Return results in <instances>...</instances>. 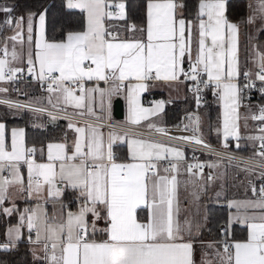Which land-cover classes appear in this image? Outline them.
I'll list each match as a JSON object with an SVG mask.
<instances>
[{
	"label": "snow or ice",
	"instance_id": "6c2138e0",
	"mask_svg": "<svg viewBox=\"0 0 264 264\" xmlns=\"http://www.w3.org/2000/svg\"><path fill=\"white\" fill-rule=\"evenodd\" d=\"M67 7L86 13V29L49 40L45 15L41 13L39 38L34 40L37 14L17 17L14 7L0 3V13L6 17L0 21V82H12L27 74L45 87L53 108L66 111L72 107L78 117L96 116L97 97L101 109L105 98L110 108L111 97L124 89L129 124L139 126L148 121V129L169 141L199 146L222 157L200 133L198 115L191 114L189 124L184 125V130L192 131L193 135L171 136L152 119L164 111L165 101L145 107L140 99L149 90L151 81L183 83L184 77L193 82L197 104L201 85L214 86L223 105L221 125L216 128L223 137L222 147H229V138L236 141L237 149L241 139L252 141L257 151L243 161V170L251 174L258 168L257 178L264 180V105L259 107L258 114L242 117L240 113L246 90L256 88L257 80L258 91L264 94V52L253 46L255 72L242 71L240 61V26L255 23V15L234 22L226 14L227 0H198L194 17L188 19L183 0H147L145 23L137 25L128 21L123 2L116 4V12L110 10L108 0H67ZM257 12L264 22V0H258ZM111 19L125 21L122 27L132 35L122 37L115 25L112 30L106 28L105 21ZM6 29L13 34L2 36ZM241 76L247 82L241 81ZM90 81H95V86L86 87ZM101 81L109 87L101 88ZM7 92L8 88L0 87V93ZM0 104L39 113L46 111L32 103L13 104L0 99ZM47 114L52 120L58 118L53 112ZM64 118L69 120L68 128L76 134L75 139L71 145L48 143L46 148L26 146L23 128L11 129L9 142L6 126L0 123V212L10 216L18 210L14 203L11 208L4 207L10 199V187L28 198L44 203L51 199L59 204L58 216H49L40 203L35 208H25L19 217L20 224L7 229L8 242L0 245V249L10 250L9 245L21 238V228L26 223L30 232L35 230V240L31 237L29 240L40 245L44 253L36 258L48 264H264V184L260 185L255 200L230 201L229 207L237 212L221 227L220 239L206 242L199 238L203 228L200 222L188 217L181 220L178 176L183 167L189 176L203 181L199 191H206L213 177L209 174L205 178L204 168L216 164L189 163L181 147L145 137L143 133L130 130L118 133L113 129L106 138L100 124L85 121L84 126H78L79 122L72 117ZM241 119L245 127L249 119L262 122L259 134L242 136ZM117 142L127 145L126 160L113 151ZM45 150L47 162H37L36 154L44 155ZM254 157L259 160L253 164ZM22 166H26V176ZM192 183L196 188L195 180ZM248 184L257 193L253 181ZM66 191L75 196V211L64 203ZM199 191L193 192L197 200ZM240 209L261 211L249 215ZM138 211L147 212V216L138 218ZM237 222L247 226L243 239L232 237L231 228ZM98 235L102 238L97 239ZM33 255L36 256L35 250Z\"/></svg>",
	"mask_w": 264,
	"mask_h": 264
},
{
	"label": "crops",
	"instance_id": "0c3cea01",
	"mask_svg": "<svg viewBox=\"0 0 264 264\" xmlns=\"http://www.w3.org/2000/svg\"><path fill=\"white\" fill-rule=\"evenodd\" d=\"M126 1L127 0H108V2L111 4L110 10L113 12L115 10L118 11V9L116 8V4L123 2L125 4V11H126V6H127ZM247 1H248V16L255 15L256 21L253 24L241 23V26H240V61H241L242 71L250 69L253 72H255L257 70V68H256V65L254 62L255 61V52L253 50V46L254 45L259 46V51L264 52V40L260 38L263 34V31H264V22H262L260 20L259 13L257 12L258 0H247ZM146 2H147V0H146ZM249 5H251V7H249ZM71 10H78L80 12H83L80 9H71ZM83 13L85 16V23H86V13L85 12H83ZM43 14L45 15V28H46V14H45V12H43ZM234 22H237V21H234ZM125 23L126 22L122 21V20L111 19V20L105 21V26H106V28H109V30H112V26L115 25L117 27V29H119L120 35L122 37L123 36H131L132 34L130 32L125 31L124 28L122 27L123 25H125ZM33 26H34L33 37H34V40H36L39 38L38 16L34 20ZM85 29H86V24H85L84 30ZM84 30H82V31H84ZM12 34H13V32L11 29H6L3 32L2 36H10ZM192 47H193V55H195V49H196L195 33H193V46ZM17 51H20L19 45H17ZM33 51H35L34 48H33ZM24 54H25V56L27 55V45L24 46ZM14 66H25V65H19V64L14 63ZM184 67L186 70L189 67V62H188L187 58L185 60ZM242 77L243 76H241V78ZM181 80L183 81V77H181ZM95 84H96L95 81H90V82H87L86 87H93V86H95ZM99 86L101 88H108L109 87V85L105 84L103 81L99 82ZM0 87L8 88L7 93H0V96H4L5 98L14 99V97H10L12 94H14L16 96V99H20V101H22L24 103H27V104L32 103L35 106L53 108L48 103L49 93H47V91L45 90V87H43L41 85V83L36 81V80H34L32 82L20 84L18 86L17 90H13V88L11 87V85L8 82H0ZM257 90L258 89H254L253 91H251L245 95V98L242 101V107L240 108V113H241L242 117L244 115H250L251 113H256L258 110V107L260 105L264 104V94H261V96L263 97L261 100L260 99L255 100L256 103H253L252 101L250 102V100L255 95V91H257ZM117 97L123 98V101H124V119L123 120H117L113 116V104H114V101ZM249 97H251V98H249ZM140 99H141V103L145 107H151L154 105L155 102H158L161 100L165 101L164 111L158 117L152 118L153 121L158 126L165 127V126H171L172 125L169 123L168 118L172 114L171 111L174 108V103H179V102H184V103H189V104H190V102L192 103V93H191L190 85L185 81H183V83H181V82L151 81L149 90L142 93ZM53 102H55L54 99H53ZM216 102L219 106V119H218L216 125L213 126L212 124H210L208 122V120H206V118H203L201 116V113H200V126L199 127H200V132L202 133L204 129H202L201 127L205 123L207 125V128L211 130L212 136L214 137L215 141L211 140L210 137L206 133H204L205 131L202 133V134H204L203 136L206 139H208L209 141L211 140L212 143L222 146L223 137H222V135H218L216 132V128L221 125V116H222V112H223L222 101L219 99L218 95L216 97ZM94 108H95L96 116H88V115H86V116L91 117V118H95V119H97V117H100V119H103L106 117L109 120H116V121L122 122L126 125L133 126V125L128 123L129 105H128L127 99L125 98V90L124 89H122L120 91V93L114 94L111 97L110 108L108 106V99L105 98V106L103 109H101L100 104H99V97H97V103L95 104ZM56 109H58V108H56ZM249 109H251V112H249ZM66 111L72 112V113L76 112V110L72 107H67ZM49 119H51V118L44 114L42 117L38 116L35 119L33 118L30 120L29 119L25 120V125H23V124L19 125L18 124V125H14V126L9 127L6 123V121L3 120L2 117H0V123H4L6 126V135L9 137V142H10V130L13 128H23L24 132H25V137H24L25 144H26V146H29V144L27 143V126H26V124H27L28 126L30 125L34 128L45 129V130L52 127L53 130L57 131L56 132L57 138L55 140L48 141L44 145H34L38 148H40V147L46 148V145L48 143L66 142L69 145H71L73 140L75 139L76 134L73 132V130L68 128L69 120H67V119H56V120H58L57 124H50L48 122ZM78 122H79L78 126H84L85 121H78ZM147 123H148V121H143L141 123V125L136 126V127L147 128L146 127ZM240 123H241L242 136L258 135L259 134V131H258L259 126H258L257 121L249 119L247 121V127L244 126L245 122L243 119H241ZM101 130L103 131V133L105 134V137L107 138V134L109 133V131H111L113 129L105 130L103 127H101ZM115 131H117L118 133H122V131H120V130H115ZM213 132H214V134H213ZM228 143H229L230 149L244 153V154H247V155L252 156V157H253L254 152L257 151V149L253 147V142L250 140L241 139L239 142L241 145L239 149H237L235 147L236 141L233 138H229ZM171 145H174V144H171ZM31 146H33V145H30L29 147H31ZM174 146H176V145H174ZM117 148H120V149H117ZM181 149L184 151L185 157L189 163H196L194 161H191V159H190L191 156L189 155V152L187 150H185L182 147H181ZM113 151L122 160L127 159L128 148H127L126 144L117 142L113 146ZM255 158L259 159V157H255ZM36 159H37V162L46 163L47 162L46 150H45L44 155L37 153ZM199 162L205 163L206 165L209 163L217 165L216 167H213V168H209V167L205 166V168H204V177L205 178H207L209 176V174H211V176L213 178L217 177V175L220 174L223 169L230 171V173H228V174H230V176L225 178L227 181V184H226L227 188L226 189L231 190V187L233 186L236 188L235 189L236 192L228 191V192H226L225 196H222V198H220L218 200L217 204H210L209 203V205L207 206L208 210H209V207H211V206L212 207H215V206L225 207L226 208V214H227V220H228V217L230 215L235 214L237 212V209L229 207L230 201H232V200L244 201V200H249V199L255 200L257 198V195H254L253 192L251 191V188L248 184L249 180H252L253 183L256 185V187H260L261 184H264V180H260L257 178V174H258L257 172L251 173V174H253L252 179H249L247 172H245L243 170L244 168L234 167V166H231L229 164L222 163L221 161H219V159H217L214 156H211L208 154H202L200 159H199ZM165 166H167L166 162H165ZM21 171L24 172V174L26 176V174H27L26 166H22ZM231 171H233V172H231ZM235 171H237L239 173H236ZM234 172L236 173L235 176H234ZM4 174L5 175L8 174L7 169L5 170ZM232 175H233V177H232ZM183 176H187L189 178H192L191 176H189V174L184 172L183 167H182L181 172L178 176V180L180 181L178 194H179L181 212H182V208L189 209L188 207L192 202L190 195L187 191L196 190L198 188V186L201 183H203V181H201L198 177H194V180H195L196 185H197V187L194 188L192 182H187V185L185 184L186 182L185 183L181 182V178ZM233 178H234V181H233ZM244 185H246V187H244ZM182 191H184L185 194H183ZM8 192H9L10 199L5 201L4 207L11 208L13 203H14L18 210L14 211L10 216L0 212V245L8 242L7 229L20 224L19 217L21 214H23V210L25 208H35L36 204L40 203L43 208L47 209L49 216H53V215L58 216L59 215V204L54 203L51 199H49L47 203H44L43 200L28 198V197H26L25 194L17 192L14 187H10L8 189ZM63 200L69 209H71L73 211L76 210L75 196L71 191L65 192ZM199 200H201V201L205 200V196L199 198ZM239 211L241 213L246 212L247 214L252 215L254 213L259 214V212L261 210H259V209H240ZM142 216H143V218H145L147 216V212L143 211ZM138 218H140L139 217V211H138ZM143 218H141V219H143ZM188 218L191 219V217H188ZM181 220H183V219L181 218ZM207 220H208V226L207 227H209L210 222H209V219H207ZM205 230H207L206 226H203L202 231L204 233H202L199 238L202 239L203 241H206V242L212 241V240H205L207 238L203 237V235L205 234ZM231 234H232L233 238H234V236H236V237H238V239H240L242 235L246 236L247 226L245 224H241L239 222L234 223L232 228H231ZM29 237H31V240H35V230H32L30 232L29 229L27 228L26 223H25L23 225V227L21 228V238L14 245H9V247L15 246L17 244L19 245L21 243H29L30 242L32 244V250L36 251V256L42 257L44 255V253L41 251L40 245L33 244L29 240ZM100 238H102V237L98 235L97 239H100ZM196 247H197V249H199L200 245L197 244ZM3 251H6V250L0 249V253H2ZM197 255H199V251H197L196 257H197ZM47 264H48V262H47Z\"/></svg>",
	"mask_w": 264,
	"mask_h": 264
},
{
	"label": "trees",
	"instance_id": "16d2710c",
	"mask_svg": "<svg viewBox=\"0 0 264 264\" xmlns=\"http://www.w3.org/2000/svg\"><path fill=\"white\" fill-rule=\"evenodd\" d=\"M187 5L185 16L188 19H192L195 15V9L198 4V0H183ZM0 3L14 7V15L27 17L29 13H36L37 16L43 12L46 14V35L49 40L61 39L67 32L82 31L85 28V16L83 12L78 10H71L67 7V0H0ZM126 14L128 21L136 23L137 25H143L145 23V6L146 0H127L126 1ZM227 15L232 21H241L248 16V1L247 0H227ZM5 15L0 13V21L5 19ZM264 40V31L260 37ZM216 97H207L204 107L201 110V116L206 118L210 124L216 125L219 119V106L216 102ZM261 93L255 91L254 97L250 100L256 103L255 100L262 99ZM194 99L192 96V103H174V108L171 111V116L168 118L169 123L177 125L184 113L193 109ZM0 117L6 121L7 125H25V119L18 112L12 111L6 107L0 106ZM202 123V122H201ZM27 126V143L30 145H44L48 141L55 140L57 138V131L52 127L49 129H37L32 126ZM204 133H206L211 140H214L211 130L207 128L204 123L201 127ZM202 132V133H203ZM214 134V132H213ZM204 135V134H203ZM210 140V142H212ZM125 147V146H124ZM120 149V148H117ZM191 154V151L185 149ZM209 229L205 230L203 237L205 240H218L221 238V227L227 221V214L225 207H209ZM143 211H139V217L142 216ZM216 219V220H215ZM215 220V230H211V221ZM211 230V232H209ZM242 235L240 239L245 238ZM234 239L238 237L234 236ZM37 256L33 255L32 244L21 243L15 246H11L10 250L0 253V264H47V261L37 259Z\"/></svg>",
	"mask_w": 264,
	"mask_h": 264
},
{
	"label": "built area",
	"instance_id": "2783aa9c",
	"mask_svg": "<svg viewBox=\"0 0 264 264\" xmlns=\"http://www.w3.org/2000/svg\"><path fill=\"white\" fill-rule=\"evenodd\" d=\"M114 12H116V10ZM32 81H34V79L32 77L27 76V74H24V75L19 76V78L17 80L12 81V82H8V83L11 85L13 90H17V88L20 84L32 82ZM183 81L187 82L190 85L191 93H192V96L194 99V105H193V109L191 111L183 114L181 121L177 124V125H179V127H177V125L165 126V128L169 131V135H171V136H179V135L191 136V135H193L194 133L192 131H190V130L185 131L184 130V125L189 124L188 117L191 114H195V115H198L200 117V112L205 105L206 98L209 96H211V97L217 96V94L215 93L214 86H209V87L205 88L201 85L200 93H199L200 101H199V104H197L196 97L194 96V93L192 90L193 82L186 80L184 77H183ZM241 81L247 82V81H244V77L241 78ZM256 85H257V87L254 89H258L260 87V82L258 80L256 81ZM254 89L246 90L245 95L247 93L253 91ZM249 98H251V97H249ZM0 99L11 101L13 104H15L17 102L24 103L22 101L3 98V97H0ZM35 107H40V106H35ZM259 107H258V109H259ZM42 108L46 109V111L43 112V114H46L48 116L47 112H49V111L53 112L54 114L57 115V117H58L57 119H65L64 117L68 116V117H72V119L74 121H87V122H91V123H95V124H100V125H102V127L105 130H108V129H115V130H120V131L130 130V131L137 132V133H143L145 137L150 136L152 139L163 140L164 142L174 144L176 146L190 150L191 151V154H190L191 158L190 159H191V161H194V162H199V159H200L202 154H208V155L216 157L222 163H226V164H229V165L234 166V167L244 168L245 164L243 161H246L249 157H252V156H249L247 154L232 150L229 147L227 149H225L220 145H216V144L210 142L204 136H203V138L205 139V141L207 143L211 144L213 146V148H215L216 152L221 153L222 157H217L215 155V153H209L208 151L204 150L203 148H201L199 146H194L192 144H185L183 142L169 141L167 137H163L160 134L155 133L154 131H152L148 128L126 125V124L119 122V121H116V120H109L106 117L103 119L97 120L95 118H91L88 116L78 117V116H75V113L68 112V111H60L59 109H56V108H51V107H42ZM256 113L258 114V110ZM257 123H258V126H260V124L262 122L257 121ZM109 125H111L112 128H110ZM229 156H233V157H235V159L230 160ZM193 157H195L196 159L194 160ZM258 160H259L258 158L254 157V159L251 163L254 164ZM258 171H259V169L257 168L256 172L258 173ZM254 195H257V196L259 195V187H257V193H255Z\"/></svg>",
	"mask_w": 264,
	"mask_h": 264
},
{
	"label": "rangeland",
	"instance_id": "374dc122",
	"mask_svg": "<svg viewBox=\"0 0 264 264\" xmlns=\"http://www.w3.org/2000/svg\"><path fill=\"white\" fill-rule=\"evenodd\" d=\"M0 97H3L5 98L4 96H0ZM10 97H14L13 100H18L20 101V99H16V96L14 94H12ZM27 104V103H25ZM1 106L3 107H6L12 111H15V112H18L20 115L23 116V118L25 120H30V119H35L37 118L38 116L39 117H42L44 114L43 113H39V112H33L31 109H27V108H22V109H16V108H10L8 107L7 104H0ZM46 115V114H45ZM234 171V170H233ZM231 171V172H233ZM240 171V170H239ZM236 173H239L237 171H235ZM234 172V176H235V173ZM230 171H227L225 169H223L221 171L220 174L217 175V177H214L211 181H209L208 185H207V189L206 191H199V188H197L196 190H193V191H187L190 195V198H191V204L189 205V209H185V208H182V212H181V218L184 219L185 217H191V219L194 221V222H200L203 226H206V229H209L208 226V217H209V211H208V205L209 203L210 204H217L218 203V200L220 198H222V196H225L226 192L228 191H234L236 192V188L235 187H231V190H227V181H226V177H229L230 174ZM249 179H252V175L253 174H249L247 173ZM233 177V175H232ZM194 180V177L192 178H189L187 176H183L181 178V182H192ZM233 181H234V178H233ZM186 184V183H185ZM244 187H246V185H244ZM183 190V189H182ZM194 191H199V195H200V198L205 196V200H197L194 196H193V192ZM183 194L184 191H182ZM217 193H220L219 196H217L216 194ZM203 194V195H202ZM205 217H207V219L205 220ZM216 220V219H215ZM215 220H212L211 221V230L214 231L215 230V227L214 226V221ZM211 230L209 232H211ZM202 233H204L202 231ZM199 256H200V253L199 255H197L196 259L197 261H199Z\"/></svg>",
	"mask_w": 264,
	"mask_h": 264
},
{
	"label": "water",
	"instance_id": "95a60500",
	"mask_svg": "<svg viewBox=\"0 0 264 264\" xmlns=\"http://www.w3.org/2000/svg\"><path fill=\"white\" fill-rule=\"evenodd\" d=\"M113 116L117 120L124 119V101L123 98L117 97L113 104ZM48 122L50 124H57L58 120L49 119Z\"/></svg>",
	"mask_w": 264,
	"mask_h": 264
}]
</instances>
